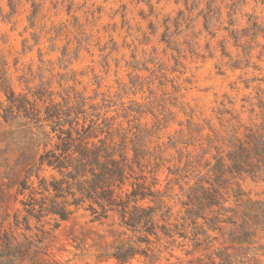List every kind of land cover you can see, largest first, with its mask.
I'll list each match as a JSON object with an SVG mask.
<instances>
[{"label": "rangeland", "instance_id": "obj_1", "mask_svg": "<svg viewBox=\"0 0 264 264\" xmlns=\"http://www.w3.org/2000/svg\"><path fill=\"white\" fill-rule=\"evenodd\" d=\"M208 1L220 16L212 13L205 30L199 12L206 11ZM34 2L31 14V0H14L12 9L8 0H0V63L8 84L29 100L36 89L51 92L56 103L76 98L85 112L78 122L86 116L99 138L117 143L123 137L128 147L132 140L137 143L146 153L144 171L156 170L155 188L168 190L165 199L173 213L185 199L186 183L206 172L203 165L214 162L217 149L227 151L229 139L262 124L264 0ZM163 33L169 43L160 40ZM44 105L37 101L41 109ZM49 129L23 117L0 121L4 226L14 213L21 215L22 195L16 189L25 170L45 141L55 142ZM240 184L253 200L264 201L263 183L246 178ZM117 222L114 213L102 223L92 222L80 209L54 230L49 255L42 258L55 264H118L111 257L97 259L120 232ZM229 228L209 231L211 243L193 247L177 238L155 262L139 258L128 264H207V255L217 250L246 264H264L261 250L246 252V245L228 242Z\"/></svg>", "mask_w": 264, "mask_h": 264}, {"label": "trees", "instance_id": "obj_2", "mask_svg": "<svg viewBox=\"0 0 264 264\" xmlns=\"http://www.w3.org/2000/svg\"><path fill=\"white\" fill-rule=\"evenodd\" d=\"M8 5L12 9L14 0H8ZM31 7L34 14V0ZM215 12L210 1L206 11L199 12L205 30ZM216 14L220 16V12ZM229 33L235 38L236 31ZM160 40L170 42L165 33ZM5 74L0 63V92L4 96L0 121L9 123L23 117L37 125L47 124L55 142H44L36 161L18 182L21 215L14 213L4 226L8 215L0 213V264H55L42 258L49 255L52 233L80 209L99 223L114 213L121 227L114 243L97 255L98 260L111 257L118 264H128L141 258L153 263L177 238L188 240L193 247L208 244L214 239L209 231H221L223 225H230L227 240L232 245H246V252L250 247L264 252V243L259 244L264 234V201L253 200L240 184L246 178L263 183L260 194L264 197V120L246 128L242 138L229 139L227 151L217 149L214 162L203 165L206 172H197L194 182L186 183L185 199L173 213V205L165 199L168 190L155 188L156 170L144 171L146 153L137 143L132 140L128 147L123 137L117 143L99 138L92 123H85L86 116L78 122L79 114L85 112L76 98L74 103H56L51 92L36 89L34 100H29L12 90ZM37 101L45 103L43 109ZM259 106L264 110L262 101ZM207 259V264H246L223 250L208 254Z\"/></svg>", "mask_w": 264, "mask_h": 264}]
</instances>
